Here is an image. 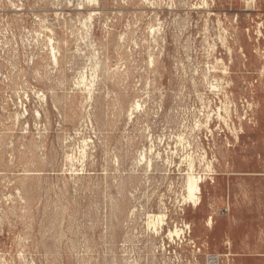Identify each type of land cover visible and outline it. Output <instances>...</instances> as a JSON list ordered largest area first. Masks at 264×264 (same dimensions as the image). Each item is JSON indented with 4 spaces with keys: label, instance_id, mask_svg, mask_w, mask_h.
<instances>
[{
    "label": "rangeland",
    "instance_id": "374dc122",
    "mask_svg": "<svg viewBox=\"0 0 264 264\" xmlns=\"http://www.w3.org/2000/svg\"><path fill=\"white\" fill-rule=\"evenodd\" d=\"M0 264H264V0H0Z\"/></svg>",
    "mask_w": 264,
    "mask_h": 264
},
{
    "label": "bare ground",
    "instance_id": "6f19581e",
    "mask_svg": "<svg viewBox=\"0 0 264 264\" xmlns=\"http://www.w3.org/2000/svg\"><path fill=\"white\" fill-rule=\"evenodd\" d=\"M198 181H199V179H197L195 176H193V174H187L186 184H185L184 189H185V193H186V198L188 200H191V201L195 200V195L197 194V192L199 190ZM146 219L148 220V224L151 225L154 223L155 219L158 222L160 217L152 215V214H148Z\"/></svg>",
    "mask_w": 264,
    "mask_h": 264
}]
</instances>
